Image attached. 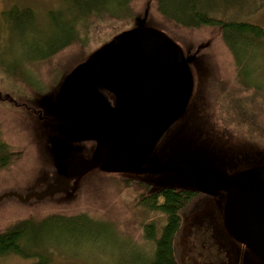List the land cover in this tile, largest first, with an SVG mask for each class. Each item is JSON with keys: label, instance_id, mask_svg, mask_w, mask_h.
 <instances>
[{"label": "rangeland", "instance_id": "obj_1", "mask_svg": "<svg viewBox=\"0 0 264 264\" xmlns=\"http://www.w3.org/2000/svg\"><path fill=\"white\" fill-rule=\"evenodd\" d=\"M140 1L132 2V11L141 8ZM214 2L219 7L218 1ZM227 4L229 7L213 14L264 27V0H228ZM25 8L33 11L30 18L20 14ZM77 14L79 8L69 0H0V91L18 101L33 102L42 110L48 134L45 156L52 158L57 168L48 182L54 209L46 212L80 217L75 225L51 220L46 227L35 230L33 237L23 240L30 256L7 254L0 256V264H151L156 244L148 234L167 223L162 212L147 208L139 200L138 191L123 190L108 175L99 177L98 169L72 177L67 183L59 171L70 158L83 155L84 147L58 136L59 122L48 113L46 102L54 100L67 75L96 49L143 22L88 15V24L83 18L74 20ZM56 16L74 20L76 31L63 34ZM77 27L81 30L77 31ZM170 29L192 68L195 88L187 111L162 136L148 165L184 167L199 176L216 169L228 176L264 164V41L249 48L245 55L217 44L215 62L205 43L189 38L182 29ZM15 112L22 113L26 122L32 117L11 100H0V143L6 139L14 142L11 134L16 135L20 128ZM51 144L56 150L50 148ZM7 178L0 173V190L7 186ZM142 178L157 187L208 192L204 214L208 226L196 228L197 240L204 241L206 234L207 241L209 232L213 234L215 248L226 258L223 264H259L260 260L236 243L226 229L224 190L189 179L179 170L149 172ZM22 214L24 211L16 208L9 217ZM190 225L191 222L186 225L181 243ZM185 243L190 239L186 238ZM211 257L209 252L205 259ZM209 264L214 261L209 260Z\"/></svg>", "mask_w": 264, "mask_h": 264}, {"label": "water", "instance_id": "obj_2", "mask_svg": "<svg viewBox=\"0 0 264 264\" xmlns=\"http://www.w3.org/2000/svg\"><path fill=\"white\" fill-rule=\"evenodd\" d=\"M193 88L184 50L165 31L137 25L120 32L77 65L45 104L63 140L96 142L90 156L82 151L59 171L69 180L96 168L136 174L179 170L215 190L229 189L226 229L264 264V164L228 176L208 169L212 178L192 175L184 167L145 166L162 136L187 111ZM103 89L114 94L115 105Z\"/></svg>", "mask_w": 264, "mask_h": 264}, {"label": "trees", "instance_id": "obj_3", "mask_svg": "<svg viewBox=\"0 0 264 264\" xmlns=\"http://www.w3.org/2000/svg\"><path fill=\"white\" fill-rule=\"evenodd\" d=\"M69 1L80 10V14H77L74 20L83 18V22L88 24L89 20L85 19L88 15L99 19L110 16L124 21L133 18L143 20L138 25L154 26L172 38L175 35L170 29L171 26L175 30L182 29L189 38L198 39L199 44L205 43L215 62L219 53L217 44H221L232 53L236 51L237 54L239 52L240 55H245L249 48H255L254 46L264 41V27L213 14L218 13L221 8L229 7L228 0H217L219 7L214 6L216 4L214 0H141V8L135 12L131 10L134 0ZM20 11L22 12L20 14L27 18L33 15L30 8ZM56 20L60 23L63 34L76 31L72 24L74 20L64 21L59 17ZM79 30L81 29L78 28L77 31ZM0 100H11L17 108L24 107L32 116L26 122L22 113L15 112L14 115L20 118V128L16 129V135L11 134L14 142L6 139L0 143V173L8 177L7 186L0 190V256L11 253L30 256L32 253L23 245V240L33 237L35 230L46 227L51 220L75 225L80 217L52 210L46 212L54 209L53 200L49 196L48 182L52 172L57 168L53 159L45 156L48 155L46 153L48 134L43 124L42 110L33 102L18 101L8 92L0 91ZM10 124L11 122L7 124L9 128ZM57 133L59 134L58 130ZM83 145L84 153L89 156L95 142L85 141ZM51 147L54 145L51 144ZM60 171L63 174L62 169ZM101 175L115 178L114 183L121 184L123 190L132 188L138 191L139 200L147 208L160 211L167 217L165 226L160 230L156 227V230L148 234L149 239L154 240L156 244L155 257L151 264H181L178 247L183 231L187 224L196 222L194 216L203 212L207 198L196 190L157 187L150 182L130 180L127 175L102 171L98 176ZM67 181L66 178V183ZM16 208L22 209L24 214L15 218L14 215L9 217ZM199 221L205 223L203 220Z\"/></svg>", "mask_w": 264, "mask_h": 264}, {"label": "flooded vegetation", "instance_id": "obj_4", "mask_svg": "<svg viewBox=\"0 0 264 264\" xmlns=\"http://www.w3.org/2000/svg\"><path fill=\"white\" fill-rule=\"evenodd\" d=\"M102 92L106 95V97L108 98V100L110 101L111 104L115 105V96L113 93H111L110 91L108 90H102ZM194 93V92H193ZM153 157V154L152 156L150 157V160L152 159ZM149 160V161H150ZM148 161V163H149ZM148 163L145 165V166H148ZM184 174H186L184 172ZM142 175L143 174H136V173H128L127 174V178L128 179H132V180H137V181H141V182H144L146 180H144L142 178ZM208 178H212V175L211 173H209L208 171V175H207ZM208 187H209V182H206ZM226 193V196H228L229 194V189H223ZM201 194L203 196H205L206 198L209 197V193L208 192H205V193H202ZM204 214L205 213H202V214H199V219L196 221V222H192L191 225H190V229H189V233L187 235L186 238L190 239V243H185L186 241V238L184 240L183 243H179V257L181 258L182 262L184 263H187V264H196V263H200V264H209V260H212L214 261V264H223L224 263V260L225 259V256L223 254H221L219 248L217 250V248H215L214 246V242H216L214 240V235L210 234L209 232V237L207 238V241H205V236L206 234L204 235V241L200 242L199 240H197V237H196V234H195V230L196 228L199 226V225H203L205 228H207L208 224H207V218L204 217ZM199 220H203L205 221V223L203 224L201 221ZM182 240V238H181ZM236 243H238L243 249H246V245H244L243 243L239 242V241H236ZM209 252L210 254H212L213 257H211L212 259H205V256H209ZM183 253V255H181ZM222 262V263H221ZM259 264L260 261H258ZM247 263V262H246ZM257 264V263H255Z\"/></svg>", "mask_w": 264, "mask_h": 264}]
</instances>
